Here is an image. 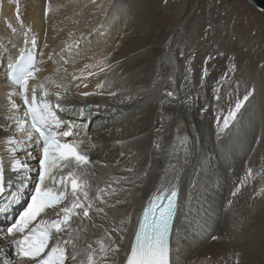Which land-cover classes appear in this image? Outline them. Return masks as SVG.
I'll list each match as a JSON object with an SVG mask.
<instances>
[{"label": "bare ground", "instance_id": "6f19581e", "mask_svg": "<svg viewBox=\"0 0 264 264\" xmlns=\"http://www.w3.org/2000/svg\"><path fill=\"white\" fill-rule=\"evenodd\" d=\"M86 1L19 0L21 27L15 18L17 0H0V115L10 106L9 93L16 90L5 80L6 70L1 67L9 57L24 52L25 30L31 29L30 35L37 37L40 48L47 41L49 47L44 49L45 52H60L73 43L74 37L99 29L80 55L67 56L66 59L71 57L74 64L63 65L56 57L55 61L46 63L40 79L48 75L55 78L58 69L62 76L65 67L68 73H72L74 68H83L86 63L112 54L109 63L113 71L101 79L110 81L111 90L118 95L114 98L73 95L72 102L77 107L98 104L100 108L86 113L84 120L76 113H65L69 120L73 117L77 120L76 138L84 137L83 126L95 124L85 137L96 146L91 149L92 161L108 165L103 168L96 164L100 186L103 187L104 182L113 176L125 174L121 170L127 167H134L139 175L140 170L150 163L148 180L143 188L137 187L130 198V210L139 211L157 187L161 184L168 186L175 169L181 174L182 201L172 234L171 259L175 264H235L236 253H239L240 264H264V198L254 197V189L258 191L264 187V97L260 102H246L232 131L219 135L215 118L225 115L241 97L234 94L229 84L213 85L224 93L220 95L219 104L212 99L214 96L194 100L192 90H185L190 85L186 83L189 75L185 73L183 63L178 61L180 58L174 56L173 49L175 36L178 38L187 32L192 10L178 8L175 4L173 11L162 19L153 18L151 11L145 8H138L124 17L129 4L111 1L85 4ZM46 8H50L47 15ZM118 20L121 25L117 31L107 32L108 22ZM8 21L16 28L15 33L8 27ZM263 45L259 47V54L264 53ZM86 82L89 87L81 91H93L99 80L90 78ZM166 89L174 91L177 98H164ZM108 90L106 85L104 91ZM76 91L73 89V93ZM206 107L208 111H201ZM213 127L220 138L215 137ZM6 138L7 134H0V140ZM185 140L188 142L187 151L183 144ZM87 143L86 139V146ZM0 153L6 154L3 144H0ZM248 167L253 168L254 177L247 179L246 186L233 197L232 192L245 180ZM19 177H12L13 185ZM136 183L141 182L137 180ZM214 236L217 239L214 240ZM130 238L123 243L127 245ZM5 248L6 245L0 243V255Z\"/></svg>", "mask_w": 264, "mask_h": 264}, {"label": "snow or ice", "instance_id": "6c2138e0", "mask_svg": "<svg viewBox=\"0 0 264 264\" xmlns=\"http://www.w3.org/2000/svg\"><path fill=\"white\" fill-rule=\"evenodd\" d=\"M49 11L50 8H46L45 15ZM15 18L22 27L19 0ZM7 25L13 33L16 32L10 21ZM98 32L99 29H93L87 35L81 33L60 52H45L44 49L49 47L47 41L40 48L37 37L30 35L29 28L23 32L24 52L8 65V78L16 90L9 93L10 106L0 115V134H7L6 139L0 140V144L6 147V154H0V193L13 187L12 177L21 173L31 176L34 172L36 181L26 206L0 232V243H6L14 255L3 264H175L171 259V239L182 207L180 172L173 169L167 188L161 184L139 211L130 210L134 190L143 188L149 178L150 163L140 170L139 175L134 167L122 169L125 174L113 176L101 187L96 178V164L103 168L108 165L92 161L91 149L96 147L95 144L87 137L76 138V124L58 115L75 112L84 120L85 114H90L93 108L99 110L98 104L77 107L72 102L73 95L84 98L95 95L114 98L118 95L111 90L110 81L101 79L113 71L109 63L112 54L86 63L83 68H74L72 73H68L65 67L62 76L58 69L55 78L48 75L40 79L46 63L55 61L56 57L63 65L74 64L71 57L64 58L65 50L72 52L73 56L80 55L82 49H87L92 35ZM235 67L232 66V72ZM207 75L205 67L203 76ZM90 78L99 80L95 89L81 91L89 87L86 81ZM229 79L225 73L217 83ZM106 85L107 92L104 91ZM73 89L77 91L73 93ZM253 91H248L242 99L237 98L225 115L215 118L219 135L231 132L239 122L238 115ZM163 95L164 98H177L174 91L167 89ZM13 97L21 103L18 104ZM213 98L218 104L221 101L218 88L214 89ZM208 110L206 107L201 111ZM183 144L187 151V140ZM36 150L38 154L33 155ZM192 151H195L194 143ZM21 154L22 159L19 158ZM120 156L123 157L124 153L121 152ZM187 158L186 155V161ZM31 161L36 162L35 169L30 166ZM253 177V168L248 167L245 180L235 188L232 196L235 197L241 187L246 186L245 181ZM137 180L141 182L139 185ZM255 196L264 198V187L258 191L254 189ZM129 236L131 238L125 245L123 242ZM235 256V264H240L239 253Z\"/></svg>", "mask_w": 264, "mask_h": 264}, {"label": "rangeland", "instance_id": "374dc122", "mask_svg": "<svg viewBox=\"0 0 264 264\" xmlns=\"http://www.w3.org/2000/svg\"><path fill=\"white\" fill-rule=\"evenodd\" d=\"M107 1L129 4L130 7L126 10L124 17L131 15L138 8H145L151 11L149 12L153 18L162 19L164 15L173 11L171 9L175 4L178 8L185 7L192 10L187 32L180 37L177 35L178 38L175 36L173 53L174 56L177 55L176 59L180 58L178 61L183 63L185 73L189 75L186 83L190 85H187L185 90L189 92L192 90L190 93L194 94V100L199 97L208 99L213 97L215 89L213 85H218L217 81L225 73H228L231 82L228 80L222 82V85H230L235 95L243 98L248 91L254 89V95L251 99L249 98L252 103L260 102L264 97V53H258L260 45L264 44V12L255 8L247 0H192L177 3L169 0H87L85 4L89 2L104 4ZM120 25L119 20L115 23L108 22L107 32H113ZM74 38L77 39V36ZM74 38L72 42L76 40ZM64 53L65 59L72 55V52L67 54V50ZM205 61H207L206 64ZM233 65L237 67L234 72L231 71ZM205 67L208 70L207 76H203ZM209 82H211L210 85ZM219 94L223 96V90H219ZM214 133L216 137V130ZM217 138L220 137L217 136Z\"/></svg>", "mask_w": 264, "mask_h": 264}, {"label": "water", "instance_id": "95a60500", "mask_svg": "<svg viewBox=\"0 0 264 264\" xmlns=\"http://www.w3.org/2000/svg\"><path fill=\"white\" fill-rule=\"evenodd\" d=\"M255 8L264 11V0H247Z\"/></svg>", "mask_w": 264, "mask_h": 264}]
</instances>
